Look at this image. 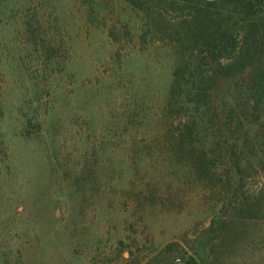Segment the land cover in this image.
<instances>
[{
	"label": "rangeland",
	"instance_id": "374dc122",
	"mask_svg": "<svg viewBox=\"0 0 264 264\" xmlns=\"http://www.w3.org/2000/svg\"><path fill=\"white\" fill-rule=\"evenodd\" d=\"M137 13L0 0V264H264V221L209 254L217 196L145 148L167 61Z\"/></svg>",
	"mask_w": 264,
	"mask_h": 264
},
{
	"label": "trees",
	"instance_id": "16d2710c",
	"mask_svg": "<svg viewBox=\"0 0 264 264\" xmlns=\"http://www.w3.org/2000/svg\"><path fill=\"white\" fill-rule=\"evenodd\" d=\"M123 1L140 12V43L167 61L145 148L217 196L206 250H226L243 224L264 221V0ZM125 28L110 36L130 42Z\"/></svg>",
	"mask_w": 264,
	"mask_h": 264
}]
</instances>
